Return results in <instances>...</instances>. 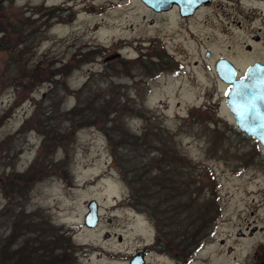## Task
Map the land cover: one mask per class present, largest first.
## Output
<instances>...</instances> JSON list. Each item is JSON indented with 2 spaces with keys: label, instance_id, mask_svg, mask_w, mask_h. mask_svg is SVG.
<instances>
[{
  "label": "rangeland",
  "instance_id": "1",
  "mask_svg": "<svg viewBox=\"0 0 264 264\" xmlns=\"http://www.w3.org/2000/svg\"><path fill=\"white\" fill-rule=\"evenodd\" d=\"M63 2L0 0V264H178L214 224L205 214L211 250L224 240L250 260L264 146L241 134L215 67L264 63V0H212L187 19Z\"/></svg>",
  "mask_w": 264,
  "mask_h": 264
},
{
  "label": "water",
  "instance_id": "2",
  "mask_svg": "<svg viewBox=\"0 0 264 264\" xmlns=\"http://www.w3.org/2000/svg\"><path fill=\"white\" fill-rule=\"evenodd\" d=\"M212 0H187L186 15H192L195 9ZM210 54H207L209 57ZM218 77L232 85L225 97V104L233 115L238 129L254 137L264 146V63L250 64L245 74L238 78L236 66L228 59L222 58L216 64ZM96 201H93L86 215L88 226H96L98 214ZM129 264H146L142 252L132 256Z\"/></svg>",
  "mask_w": 264,
  "mask_h": 264
},
{
  "label": "flooded vegetation",
  "instance_id": "3",
  "mask_svg": "<svg viewBox=\"0 0 264 264\" xmlns=\"http://www.w3.org/2000/svg\"><path fill=\"white\" fill-rule=\"evenodd\" d=\"M75 0H64V2L69 5V3L74 2ZM130 1V0H129ZM138 3L142 8L146 9L147 11L153 12L155 14H163V13H176V15L180 19H187L189 16L186 15V5L187 0H134ZM63 2V3H64ZM85 3V2H84ZM204 4L198 6L194 13L199 10L201 7H203ZM153 24V22H151ZM243 74H239V78H241ZM223 82V81H222ZM224 84L226 82H223ZM228 89L232 87L231 84L226 83ZM231 114V113H230ZM232 115V114H231ZM233 118V116H232ZM234 119V118H233ZM235 121V120H234ZM236 124V123H235ZM242 135L247 136L249 138H253L243 132H241ZM90 206V205H89ZM96 206V205H95ZM97 211H99V206H96ZM88 211L86 212V214ZM85 214V216H86ZM201 219H205L207 223L210 220H214V224H212V227L209 229V231L205 234V237L202 236V238L199 240V244L195 246L194 251L190 252L189 254H185L183 256H180L179 259L174 258V260L177 261L178 264H264V258H262V251L263 246L257 245L254 249V254L251 257L250 260H240L236 259L234 254V248L230 244H226L224 240L220 241L221 245L224 247V249L221 251L220 254H217L211 250L213 244L208 240L209 237H212L216 235L217 233V216L213 217V214L204 215ZM84 226L88 227V224L86 222V217H84ZM263 227H253V232H257L258 230H262ZM202 229H198V231H201ZM249 230V228H248ZM197 231V232H198ZM263 231V230H262ZM71 235V234H69ZM245 235L242 231L238 233V236ZM254 235V234H253ZM179 248L182 247H190V246H177ZM160 248V246H159ZM199 262V263H198Z\"/></svg>",
  "mask_w": 264,
  "mask_h": 264
},
{
  "label": "trees",
  "instance_id": "4",
  "mask_svg": "<svg viewBox=\"0 0 264 264\" xmlns=\"http://www.w3.org/2000/svg\"><path fill=\"white\" fill-rule=\"evenodd\" d=\"M138 181L142 185L143 184L146 185L147 179H143L141 177H139V178L135 177V179L132 178V182L133 183H135V182L138 183ZM57 242L58 243H64L65 244V247L69 246V248H65L64 247L63 251H61V252H63V254H66V252H68V251L69 252L70 251H75L77 249L76 246H75V244H73L72 236L71 235L69 237H66L64 234H61V235L60 234H57Z\"/></svg>",
  "mask_w": 264,
  "mask_h": 264
}]
</instances>
